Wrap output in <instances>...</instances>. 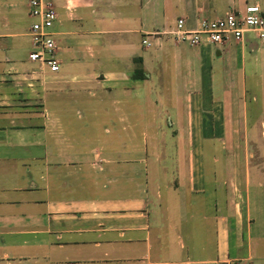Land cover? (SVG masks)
Listing matches in <instances>:
<instances>
[{
    "label": "crops",
    "instance_id": "0c3cea01",
    "mask_svg": "<svg viewBox=\"0 0 264 264\" xmlns=\"http://www.w3.org/2000/svg\"><path fill=\"white\" fill-rule=\"evenodd\" d=\"M53 3L56 73L0 0V264H264V165L216 156L264 137V45L174 34L264 0Z\"/></svg>",
    "mask_w": 264,
    "mask_h": 264
},
{
    "label": "built area",
    "instance_id": "2783aa9c",
    "mask_svg": "<svg viewBox=\"0 0 264 264\" xmlns=\"http://www.w3.org/2000/svg\"><path fill=\"white\" fill-rule=\"evenodd\" d=\"M27 13L32 19L28 35L31 49L27 54L29 61L45 67L49 72L56 73L60 67L57 56V43L51 28L57 19L53 0H26ZM250 33L264 45V11L258 5H246L239 11H229L215 18H202L196 27H184V19L178 18L174 31L177 41L191 45L202 43L221 44L227 38L243 39ZM215 264H245L243 258L226 257Z\"/></svg>",
    "mask_w": 264,
    "mask_h": 264
},
{
    "label": "rangeland",
    "instance_id": "374dc122",
    "mask_svg": "<svg viewBox=\"0 0 264 264\" xmlns=\"http://www.w3.org/2000/svg\"><path fill=\"white\" fill-rule=\"evenodd\" d=\"M246 82L248 85H251V87H253V85L256 84V82L252 81L251 78H248ZM257 83H261V81H259ZM257 86H260V85L257 84ZM252 92H255V94L258 96V98H257L258 104L260 103L262 105L264 103V99H263L264 90L263 89H256ZM247 100L248 99L246 97L245 101H247ZM249 104L251 105L252 109L255 108V103L253 101H250ZM148 115H149V113L147 112L146 116H148ZM258 124H260V123H258ZM260 125L262 127V124H260ZM86 126H87L86 121H82L80 123L81 129L79 131H80L81 137L83 138V139H79L81 144L84 141L87 142V140L84 139V136H87V131H88V128H86ZM262 131H264V128H262ZM258 133L260 134V130L257 128V129H254L250 138H248V137L242 138L240 141V147L237 146L235 148L237 153H234V154L230 153L229 154V149L225 148L226 153L224 155L218 154L216 156L223 157V160L246 161V162L247 161H252V162L256 161L257 163H261L262 165H264V137H262L260 140V138L257 136ZM219 141H221V140H219ZM250 141H251V143H250ZM252 142L256 143L255 144L256 149H254V147L252 148V146H254V144ZM219 146H220V144L218 143V148H219ZM219 149H223V146H221V148H219ZM250 152H252V153H250Z\"/></svg>",
    "mask_w": 264,
    "mask_h": 264
}]
</instances>
